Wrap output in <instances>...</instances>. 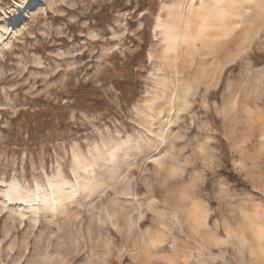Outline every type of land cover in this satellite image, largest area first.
I'll return each mask as SVG.
<instances>
[{"label":"rangeland","instance_id":"374dc122","mask_svg":"<svg viewBox=\"0 0 264 264\" xmlns=\"http://www.w3.org/2000/svg\"><path fill=\"white\" fill-rule=\"evenodd\" d=\"M262 135L264 0H0V264H264Z\"/></svg>","mask_w":264,"mask_h":264},{"label":"bare ground","instance_id":"6f19581e","mask_svg":"<svg viewBox=\"0 0 264 264\" xmlns=\"http://www.w3.org/2000/svg\"><path fill=\"white\" fill-rule=\"evenodd\" d=\"M183 94H179L177 93L174 97L176 99V102H174V109H173V113L175 115V118L173 117L171 119V121L166 124L163 129H161L158 137L161 141V146H163L164 144L167 143L168 139H169V132H170V127L173 124H177L179 122V120L181 119L182 114L186 111V109L189 107V101L187 98V95L191 92V87L190 86H186L182 89ZM178 103V107L176 108L175 105H177Z\"/></svg>","mask_w":264,"mask_h":264},{"label":"snow or ice","instance_id":"6c2138e0","mask_svg":"<svg viewBox=\"0 0 264 264\" xmlns=\"http://www.w3.org/2000/svg\"><path fill=\"white\" fill-rule=\"evenodd\" d=\"M243 7H251V5H244ZM247 54L248 53H247L246 50L245 51H241V52H237L235 57L233 58V61H231V62H234L236 59H239L241 56H244V55H247ZM261 139L264 140V135L261 136ZM222 242L223 241H221V243ZM217 246H219V245H217ZM190 259L195 261L196 257H191Z\"/></svg>","mask_w":264,"mask_h":264}]
</instances>
